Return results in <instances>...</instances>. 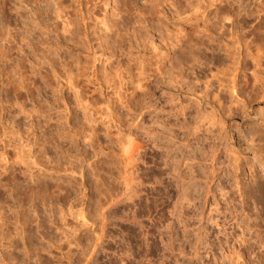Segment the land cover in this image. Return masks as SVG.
Returning <instances> with one entry per match:
<instances>
[{"label":"rangeland","instance_id":"rangeland-1","mask_svg":"<svg viewBox=\"0 0 264 264\" xmlns=\"http://www.w3.org/2000/svg\"><path fill=\"white\" fill-rule=\"evenodd\" d=\"M134 1L136 14L149 7ZM154 1L161 20L139 17L143 31L134 36L130 24L111 55L117 0L95 9L87 0H0L10 264H264V188L254 180L264 185L255 158L264 159V0H188L183 14L179 0ZM185 16L196 26L180 32ZM148 22L157 50L143 47ZM158 52L154 75L145 63ZM133 133L145 144L136 192L114 196L126 164L120 139ZM223 228L233 235L221 234L222 244Z\"/></svg>","mask_w":264,"mask_h":264},{"label":"bare ground","instance_id":"bare-ground-1","mask_svg":"<svg viewBox=\"0 0 264 264\" xmlns=\"http://www.w3.org/2000/svg\"><path fill=\"white\" fill-rule=\"evenodd\" d=\"M148 1L149 0H147V2ZM164 1L167 2L168 0H164ZM173 1L175 2V0H173ZM179 1H180V4H179V6L177 8V12H178L177 14H183V13H185L187 11L189 12V10L192 9L190 7V1H188V0H179ZM216 1H219V0H216ZM221 1H225V0H221ZM87 2L88 3H91V5L93 6V8L95 9V8H98L100 6V3H102V0H87ZM135 2L136 1H134V0H117V4H116V6L118 7V11H117L118 13H117V15H120V19H118L117 21H115L113 24H111L109 26L111 32L106 34L108 37H110V42L113 43V44H110L111 45L110 47L108 46L110 48V54L111 55H113V54L115 55V52H116L115 49H114L116 47V44L115 43L120 42L123 37H126V34L123 33V31L126 30V29H128V27L130 26V24H133V23L135 24L134 25L135 26L134 31L131 32V33H133L134 36L135 35L138 36L137 32H139L141 29L140 28L138 29L137 26H141L140 22L143 21V19L142 18L139 19V17L147 18L148 21L149 20H151V21L153 20L154 21L155 19L156 20L157 19L161 20V18L163 17L162 15H164V14L160 15V8L158 7L157 2H155L154 0H150L148 2L149 7L140 10L139 13L136 14V12L133 11V9H132V7H133V5H134ZM90 8L88 7V11L89 12H90ZM168 12H170V11H168ZM231 12H228L227 14H225L224 17H221V16L220 17L223 18V19H230L231 18V15L229 13H231ZM175 13H176V11H175ZM239 13H240V10H239ZM91 14H93V13L91 12ZM88 17L89 16L85 15V17L83 19L84 20H87ZM156 22L157 21H155V23ZM193 22L191 21V19H189V17H186L185 16L184 19H183V27L182 28L180 27L181 28V31L180 32H183V31H185L186 28H189V27L193 26L194 24H196V23H193ZM214 25H215V23H214ZM214 25L213 26H210L208 29L215 31V26ZM134 26H132V27H134ZM194 26H196V25H194ZM197 26H199V24ZM147 28H148V31H146L147 32L146 35L145 36L143 35L147 39H145V41H142L143 42V45H144L143 47H144L145 51L151 49L150 47L153 45V42H154L153 41V38L155 36L154 33H151L150 32L153 29L152 24L149 23V25H148ZM150 28H152V29H150ZM141 31H143V28H142ZM126 33H127V31H126ZM170 38L172 39V37H170ZM235 40H236V44L238 45L237 48L239 49V46H240L239 44H240L241 41H240L239 38H236ZM87 44H88V52L89 53L95 52L96 54H98L97 51L99 49L94 44H92L89 40H87ZM153 46H154V48L156 50L159 49L157 46H155V45H153ZM225 47H226L225 49L229 53L230 52H233V50H234V49H232L229 46V42H227L225 44ZM261 54L258 53L257 56L255 57L257 64H261V63H259L260 60H261ZM116 55H117V52H116ZM159 56H160L159 55V52H158V55H156V56L150 55V56H148L149 57L148 63H145V64L148 65V67L150 68V70H153L154 71V75H155V71L161 70V63H162L161 60H162V56H160V57ZM141 62H143L142 59H141ZM258 66H260V65H258ZM91 75H92L93 80H95V78H94L95 71L94 70L91 71ZM172 80L176 84H180V86L183 87L184 79H183L182 76H181V78L179 80L178 79V75H176V76L174 75L173 78H172ZM6 128H7L6 133L8 132V135H10L9 134L10 131L8 129V126ZM137 136L138 135L136 133L128 134L126 136L127 138L125 139L126 140L125 143H123L122 140L120 139L121 149L123 151V155H124V159L126 160V164H125L124 169H123L124 170L123 171V174L121 175V177H122V180L120 182L121 183V190L118 191L117 193L116 192L112 193V195H114V196L119 195L121 193L124 197H126V196L133 195L136 192V186H137L136 179L139 178V175L137 174V172L139 170L140 162L144 159V156H145V153H144L145 151H143V149L145 147V144H144V142L142 140H139V137H137ZM1 137L2 136L0 134V139H1ZM9 146H10V144L7 143V145L5 147L3 146V150L0 149V157H1L0 158V163H3V166L4 165L6 166L8 164L10 165V166L8 165V166L5 167L4 174L2 172L3 178H2V182H1L2 185L0 187V201L2 200L3 207H4V210H2L0 208V228H1V230H4V228H6V230L4 231V234H5V238L7 240V243H8V245L6 246V249L4 250L5 251L4 257L1 260V263H3V264H10V261H11L10 250H11L12 240H13L12 239L13 238V235H12V231H11V220H12V217H13V213H12V205L10 204V200H11V196L13 194V176H14V164L13 163H14V160H13V157L10 155L12 152L9 151V149H8ZM241 155L238 154L237 157L239 158ZM238 158H236V159H238ZM255 158L258 161H263L264 162V159L262 157H258L256 155ZM236 159H235V161H236ZM235 168H236V170L243 171L242 169L244 168V165L242 163H240V161H238L236 163V165H235ZM253 177H254V175H253ZM254 180H255V183L258 184L259 189L264 188V185L263 184H260V180H259L258 177L254 178ZM232 224H233V222H232ZM224 229L225 228H223V230L221 229L219 231L218 235H217V238H218V240H220L219 241L220 243L223 241L222 240L223 238L222 239L220 238V235L221 234H223V236H225L226 239H228V240L231 239L229 237H231L233 235V231L230 232L228 230V232H227L226 230L224 231ZM240 239H242V238L239 237V240ZM223 242H222V244H223Z\"/></svg>","mask_w":264,"mask_h":264}]
</instances>
